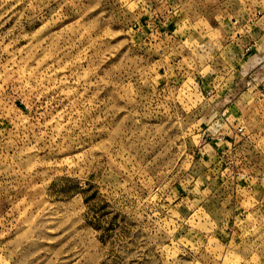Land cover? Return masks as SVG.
Wrapping results in <instances>:
<instances>
[{
  "label": "rangeland",
  "instance_id": "1",
  "mask_svg": "<svg viewBox=\"0 0 264 264\" xmlns=\"http://www.w3.org/2000/svg\"><path fill=\"white\" fill-rule=\"evenodd\" d=\"M263 86L264 0H0V264H264L202 206Z\"/></svg>",
  "mask_w": 264,
  "mask_h": 264
},
{
  "label": "crops",
  "instance_id": "2",
  "mask_svg": "<svg viewBox=\"0 0 264 264\" xmlns=\"http://www.w3.org/2000/svg\"><path fill=\"white\" fill-rule=\"evenodd\" d=\"M264 86L251 88L250 97L252 98L246 108L248 110L247 128L241 127L244 131L238 134L236 130L238 125L234 127V138L230 140L226 139V136H222V139H218V154H222L221 157L230 156L235 159L236 163L233 165L232 170L222 171L221 167L214 172L220 173L221 176L225 175V180L220 179V182H214V193L207 191L210 188L211 183L202 184V206L206 202H210L212 196L216 193H220L224 199L219 198L215 200V203L221 206L222 202L230 209L229 217L227 220H232V224L235 225L234 232L230 237L233 240L235 249H243L242 244L246 240L253 243L256 241V236L262 237L264 241ZM261 108V109H260ZM257 114L262 112L263 116L252 117L254 112ZM252 117V119L250 118ZM222 135V134H221ZM229 138V136L227 135ZM217 139V138H216ZM225 140L224 142L222 140ZM227 140V141H226ZM204 159H209V148L204 146ZM217 156V155H216ZM259 163H258V162ZM242 162V165H240ZM229 174H234V177H230ZM219 184V185H218ZM227 190L230 192H227ZM231 193V194H230ZM213 194V195H212ZM218 194V196H220ZM226 194V196H225ZM216 197V196H215ZM228 199V200H227ZM225 200V201H224ZM211 204V203H210ZM219 214L215 216L217 220L223 221V212L226 209H218ZM219 229L221 226H218ZM262 241V242H263Z\"/></svg>",
  "mask_w": 264,
  "mask_h": 264
},
{
  "label": "built area",
  "instance_id": "3",
  "mask_svg": "<svg viewBox=\"0 0 264 264\" xmlns=\"http://www.w3.org/2000/svg\"><path fill=\"white\" fill-rule=\"evenodd\" d=\"M236 132H237L238 134H241V133H242V128L239 127V128L236 130ZM218 139L221 140V138H218ZM221 155H222V154H220V157H221ZM228 167H229V170H232V169H233L232 164L228 165Z\"/></svg>",
  "mask_w": 264,
  "mask_h": 264
}]
</instances>
